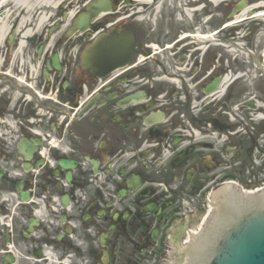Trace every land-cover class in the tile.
Listing matches in <instances>:
<instances>
[{
	"label": "flooded vegetation",
	"instance_id": "obj_1",
	"mask_svg": "<svg viewBox=\"0 0 264 264\" xmlns=\"http://www.w3.org/2000/svg\"><path fill=\"white\" fill-rule=\"evenodd\" d=\"M104 1L85 32L3 40L0 264H175L215 188L264 180V0ZM243 1L258 33L239 42ZM111 29L127 59L93 74L81 56ZM247 57L258 101L234 93Z\"/></svg>",
	"mask_w": 264,
	"mask_h": 264
},
{
	"label": "water",
	"instance_id": "obj_2",
	"mask_svg": "<svg viewBox=\"0 0 264 264\" xmlns=\"http://www.w3.org/2000/svg\"><path fill=\"white\" fill-rule=\"evenodd\" d=\"M235 7L232 17L242 9L240 4ZM101 10L102 3L91 4L77 25L83 29ZM126 53V35L111 31L87 48L82 57L95 73L98 68L121 62ZM212 199L214 211L178 264H264V190L246 195L229 185L220 187Z\"/></svg>",
	"mask_w": 264,
	"mask_h": 264
},
{
	"label": "bare ground",
	"instance_id": "obj_3",
	"mask_svg": "<svg viewBox=\"0 0 264 264\" xmlns=\"http://www.w3.org/2000/svg\"><path fill=\"white\" fill-rule=\"evenodd\" d=\"M65 8H71L70 0H0V46L11 25L19 39L25 38L34 29L49 24L59 9ZM76 10L72 8L67 15L74 18Z\"/></svg>",
	"mask_w": 264,
	"mask_h": 264
},
{
	"label": "rangeland",
	"instance_id": "obj_4",
	"mask_svg": "<svg viewBox=\"0 0 264 264\" xmlns=\"http://www.w3.org/2000/svg\"><path fill=\"white\" fill-rule=\"evenodd\" d=\"M82 0H70V4H71V8L67 9H59L58 11V14L55 15L56 18H60L61 14L63 12H66L69 13V11L72 9V8H76V9H80V6L82 5L81 2ZM80 4V5H79ZM253 9V8H252ZM253 11V10H252ZM255 12V11H254ZM243 18L240 17L239 19ZM238 20H235V21H239ZM233 21V22H235ZM232 22V23H233ZM240 23V22H239ZM237 22V24H235L233 27H231V33L234 34V36L237 37V41L241 42L242 40V34L243 33H258V18L256 19H251V20H247V22H244V24H239ZM10 29V28H8ZM240 49L244 48L243 45L241 44L240 46H237V48ZM2 48H0V55L2 53ZM247 60V71H246V75H245V82L243 83V85H241L242 87L239 89V88H236L234 93H238L242 90H246L249 95H247V99L250 100V101H254V99H257L258 101V69L255 68L254 64L252 63L251 59L249 57L246 58ZM0 65H1V57H0ZM257 97V98H256Z\"/></svg>",
	"mask_w": 264,
	"mask_h": 264
}]
</instances>
